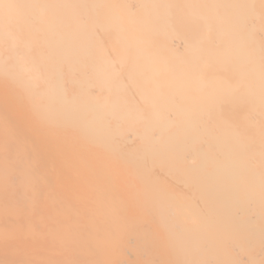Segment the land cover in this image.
Wrapping results in <instances>:
<instances>
[{
  "label": "bare ground",
  "instance_id": "obj_1",
  "mask_svg": "<svg viewBox=\"0 0 264 264\" xmlns=\"http://www.w3.org/2000/svg\"><path fill=\"white\" fill-rule=\"evenodd\" d=\"M50 1L0 0V264H264V0Z\"/></svg>",
  "mask_w": 264,
  "mask_h": 264
},
{
  "label": "rangeland",
  "instance_id": "obj_2",
  "mask_svg": "<svg viewBox=\"0 0 264 264\" xmlns=\"http://www.w3.org/2000/svg\"><path fill=\"white\" fill-rule=\"evenodd\" d=\"M41 2L40 3H43V4H49V3H51V1L50 0H40ZM47 2V3H46ZM160 249H162V248H160ZM162 250H160V252H161ZM162 253V252H161ZM124 256L126 255V253L124 252V254H123ZM143 264H146L145 262L143 263Z\"/></svg>",
  "mask_w": 264,
  "mask_h": 264
}]
</instances>
